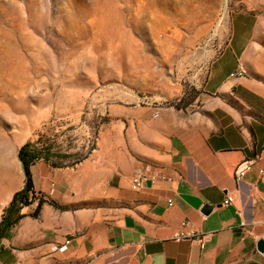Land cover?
I'll list each match as a JSON object with an SVG mask.
<instances>
[{
	"label": "rangeland",
	"instance_id": "rangeland-1",
	"mask_svg": "<svg viewBox=\"0 0 264 264\" xmlns=\"http://www.w3.org/2000/svg\"><path fill=\"white\" fill-rule=\"evenodd\" d=\"M228 48L264 81V0H0V221L26 142L82 170L73 208L118 207L109 189L124 188L145 121L192 113Z\"/></svg>",
	"mask_w": 264,
	"mask_h": 264
},
{
	"label": "crops",
	"instance_id": "crops-1",
	"mask_svg": "<svg viewBox=\"0 0 264 264\" xmlns=\"http://www.w3.org/2000/svg\"><path fill=\"white\" fill-rule=\"evenodd\" d=\"M244 55L228 48L211 60L192 113L163 112L145 121L140 143L124 154V188L109 189L118 207L88 217L72 207L82 170L43 159L32 164L35 198L14 208L21 217L0 237V264L25 258L28 264H264V252L256 250L264 240V81L240 73ZM247 160L252 163L236 180V166ZM136 164L165 176L133 190ZM23 185L22 172L15 191ZM226 195L233 200L223 205ZM39 198L46 202L33 216ZM205 203L213 206L208 215ZM177 232L204 234V248L174 240ZM65 238L70 243L60 251Z\"/></svg>",
	"mask_w": 264,
	"mask_h": 264
},
{
	"label": "trees",
	"instance_id": "trees-1",
	"mask_svg": "<svg viewBox=\"0 0 264 264\" xmlns=\"http://www.w3.org/2000/svg\"><path fill=\"white\" fill-rule=\"evenodd\" d=\"M43 155H46V153H43L40 149L36 148L31 142H26L19 147L17 157L24 175V185L22 189L14 192L12 195V198L5 212L6 214L0 221V237H2L5 229L8 226L18 221V219L21 217V215H17L12 218L5 219L6 215L8 213L12 214L16 206L28 205L29 203H31V199L35 198L30 166L34 164L37 160L43 159ZM44 160L49 161L48 159ZM44 202H46V200L42 198L38 199L36 208L32 213L33 216L37 215L39 207ZM49 203L57 207V205L53 201H50Z\"/></svg>",
	"mask_w": 264,
	"mask_h": 264
},
{
	"label": "built area",
	"instance_id": "built-area-1",
	"mask_svg": "<svg viewBox=\"0 0 264 264\" xmlns=\"http://www.w3.org/2000/svg\"><path fill=\"white\" fill-rule=\"evenodd\" d=\"M251 161H244L239 163L234 170V177L236 180H240L243 174L247 171ZM165 175L160 170H154L148 165L144 164H136L132 167L131 176H130V187L133 190H138L142 187V184L145 180L151 179L154 177L163 178ZM232 197L230 195H226L222 201L223 205L230 204L232 202ZM183 226H186V222L182 223ZM174 240H181L184 238L191 239L195 241L200 248H204L205 246V235L199 234L195 232H177L174 235ZM70 243L69 238H65L59 245L58 249L60 251L65 250Z\"/></svg>",
	"mask_w": 264,
	"mask_h": 264
},
{
	"label": "water",
	"instance_id": "water-1",
	"mask_svg": "<svg viewBox=\"0 0 264 264\" xmlns=\"http://www.w3.org/2000/svg\"><path fill=\"white\" fill-rule=\"evenodd\" d=\"M213 209V206L210 204L205 203L202 207V213L204 215H208ZM256 250L260 253L264 252V240L263 239H259L256 242Z\"/></svg>",
	"mask_w": 264,
	"mask_h": 264
}]
</instances>
